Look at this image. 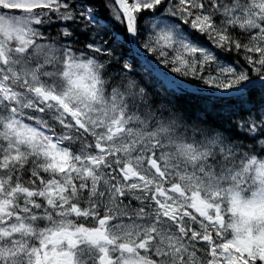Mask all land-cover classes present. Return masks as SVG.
<instances>
[{"label": "snow or ice", "instance_id": "obj_1", "mask_svg": "<svg viewBox=\"0 0 264 264\" xmlns=\"http://www.w3.org/2000/svg\"><path fill=\"white\" fill-rule=\"evenodd\" d=\"M0 264H264V0H0Z\"/></svg>", "mask_w": 264, "mask_h": 264}, {"label": "rangeland", "instance_id": "obj_2", "mask_svg": "<svg viewBox=\"0 0 264 264\" xmlns=\"http://www.w3.org/2000/svg\"><path fill=\"white\" fill-rule=\"evenodd\" d=\"M155 74V73H154Z\"/></svg>", "mask_w": 264, "mask_h": 264}]
</instances>
